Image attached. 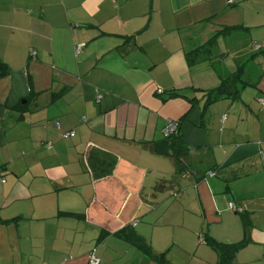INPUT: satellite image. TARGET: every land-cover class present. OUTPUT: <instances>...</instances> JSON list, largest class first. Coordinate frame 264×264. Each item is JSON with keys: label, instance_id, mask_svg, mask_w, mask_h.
<instances>
[{"label": "crops", "instance_id": "obj_1", "mask_svg": "<svg viewBox=\"0 0 264 264\" xmlns=\"http://www.w3.org/2000/svg\"><path fill=\"white\" fill-rule=\"evenodd\" d=\"M260 46L264 0H0V264H88L93 249L100 264H159L131 231L167 257L210 236L244 243L234 264H264V56L235 96L205 95ZM171 119L180 168L154 150ZM175 201L182 228L156 229ZM207 248L197 263L216 264Z\"/></svg>", "mask_w": 264, "mask_h": 264}, {"label": "trees", "instance_id": "obj_2", "mask_svg": "<svg viewBox=\"0 0 264 264\" xmlns=\"http://www.w3.org/2000/svg\"><path fill=\"white\" fill-rule=\"evenodd\" d=\"M240 28H244L243 26H224L216 33L208 39V41L197 47L196 49L187 53V59L190 65L196 63L201 57L205 55H210L212 49L216 46L218 38L221 36H225L230 34L233 31H236ZM260 49V50H259ZM258 52L252 54L249 58L247 57L245 61L237 64V69L232 72L230 75H225L220 77V85L216 88L208 89L205 91V95L207 96L206 103H211L214 100H217L222 97H232L235 96L239 86H244L248 83L245 78V69L246 64L249 59L255 60L257 57L263 55L264 56V48L261 49V46L258 48ZM0 74H3V71H0ZM179 129L176 133H172L168 136H165L164 139L160 141H156L154 143V150L160 154L165 156H171L174 159V163L177 168L181 166V158L186 156L188 153V148L184 143L183 137L178 133ZM99 164L107 163L112 165L116 163L115 159H97ZM214 175L216 173L215 170L207 171V174ZM214 173V174H213ZM239 211V210H237ZM244 226L247 227L250 222L248 217H244L243 219ZM129 228H124L122 231H127ZM131 230V229H130ZM126 235V234H125ZM130 241L135 243L138 247H140L145 253L149 254L151 258L156 260L159 264H172L171 261L167 257L166 252L156 253L150 244L136 234L134 231L129 232L126 236ZM203 239L206 243H208L218 254V261L216 264H234L236 255L242 245L241 243H222L214 239L210 236H203Z\"/></svg>", "mask_w": 264, "mask_h": 264}, {"label": "rangeland", "instance_id": "obj_3", "mask_svg": "<svg viewBox=\"0 0 264 264\" xmlns=\"http://www.w3.org/2000/svg\"><path fill=\"white\" fill-rule=\"evenodd\" d=\"M226 50L227 49H225V48L222 49V51H225V52H226ZM228 50H229V48H228ZM229 51H230V53H233V50L230 49ZM231 55H232V57L235 56L234 53ZM142 179H143V182H144V180H146V181L156 183V178H155L154 174H152V173L145 172ZM146 184L149 185V183H146ZM155 187L158 188L159 185L155 186ZM156 190L157 191H155V189L153 188V190L150 191V193L151 194H153V193L160 194L161 193L160 189H156ZM171 191H173L171 188L166 189V191L163 192V195L165 193L164 198L176 200L177 198H175L173 195H171ZM148 192L149 191H147L146 193H148ZM172 200H170V201H172ZM170 201L167 205H169L171 203ZM178 203H179V201H175L174 204L172 202L173 209L175 210V212H173V213L169 212L166 215H162V216L158 215L159 219L162 220V224H161V226H157L156 229H160L161 231H164V230L165 231H170V230L173 231V230H175V226L173 225L174 223L171 222V220H173V219H174V221H176L175 224H176L177 231H179L182 228L183 222L178 220L179 216H180V206ZM159 214H161V211ZM154 215L155 216L157 215V210H155ZM196 226L197 225L194 221L193 227L196 228ZM204 243H206V242H204ZM177 245H178L177 248H173L172 252L168 255L169 258L171 257L172 259L173 258L175 259L174 261H172L171 259L170 260L176 264H199V263H197L198 259L195 258L193 252H196L197 248H199L197 251V255H202L203 253L201 252V249L203 247H208L207 249L212 248L209 244L207 245V243H206V246L197 245V247H196L192 244L191 238L188 239V241H183V242H181L180 240H177Z\"/></svg>", "mask_w": 264, "mask_h": 264}, {"label": "built area", "instance_id": "obj_4", "mask_svg": "<svg viewBox=\"0 0 264 264\" xmlns=\"http://www.w3.org/2000/svg\"><path fill=\"white\" fill-rule=\"evenodd\" d=\"M79 46H81V44H79ZM33 54H35V52H33ZM158 92L159 93H163L164 90L162 88L158 89ZM56 125L58 126L59 125V122H56ZM178 127H179V122L176 121V120H170L168 121V123L164 126V135L165 136H168L172 133H176L178 131ZM74 131H69V132H66V133H63V136L65 137H68V136H72L74 135ZM214 174V173H213ZM229 206L231 209L233 210H239L240 211V208H238L235 203L233 202H230L229 203ZM136 222H134L135 224ZM101 263V259L100 257L95 253V250L93 249L89 255H88V264H100Z\"/></svg>", "mask_w": 264, "mask_h": 264}]
</instances>
